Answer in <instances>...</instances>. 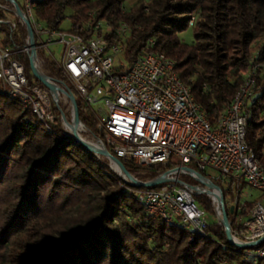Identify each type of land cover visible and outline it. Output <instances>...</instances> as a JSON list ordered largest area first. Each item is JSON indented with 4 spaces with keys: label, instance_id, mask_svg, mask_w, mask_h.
Instances as JSON below:
<instances>
[{
    "label": "trees",
    "instance_id": "trees-1",
    "mask_svg": "<svg viewBox=\"0 0 264 264\" xmlns=\"http://www.w3.org/2000/svg\"><path fill=\"white\" fill-rule=\"evenodd\" d=\"M123 2L37 0L32 10L50 29L85 36L91 32L85 30L89 20L103 21L109 31L102 34L114 40L126 22L131 27L123 51L128 67L146 51L173 59L179 78L212 123L241 87L251 59L264 64V0H137L128 9ZM67 9L70 26L62 29ZM193 15V42L187 44L178 34ZM13 36L21 44L25 28L17 26ZM39 55L45 72L66 82L45 53ZM257 73L245 141L264 167V67ZM75 103L87 132H97L90 108L79 98ZM122 164L143 180L163 169ZM106 172L114 173L107 160L58 125L48 132L29 109L0 92V264H248L243 248L228 241L222 226L209 224L199 235L170 225L144 210L132 184ZM246 186L239 182L227 189L233 198ZM227 216L233 223L235 213Z\"/></svg>",
    "mask_w": 264,
    "mask_h": 264
},
{
    "label": "built area",
    "instance_id": "built-area-1",
    "mask_svg": "<svg viewBox=\"0 0 264 264\" xmlns=\"http://www.w3.org/2000/svg\"><path fill=\"white\" fill-rule=\"evenodd\" d=\"M5 1L9 6L0 2V13H14L25 36L17 44L13 36L16 22L0 17L1 93L18 100L23 110L29 109L48 132L58 125L67 135H77L92 155L106 159L113 171L116 161L112 157L138 166L161 165L162 171L152 179L123 178L132 184L135 199L148 214L184 231L205 235L210 223L197 200L202 196L217 216L214 223L223 230L222 209L229 212L232 208L233 223L228 220L235 241L252 243L264 238V167L245 141L247 107L254 99L258 69L264 64L251 59L241 87L212 123L190 87L179 78L174 60L163 53L146 51L127 70L114 73L115 67L124 66L119 55L131 33L126 22L120 23L114 40L102 34L103 26L109 31L103 21L91 19L85 24V30L91 32L85 36L44 26L33 14L37 0H22L21 4ZM194 22L193 15L189 26ZM154 42L150 38L148 45ZM53 45L60 49L49 50ZM46 49L45 55L67 83L45 72L39 52ZM71 95L84 102L96 118L97 134H90L92 140L87 141L97 148L82 139L86 138L81 132L87 129L79 119L74 121ZM260 115L264 118V109ZM207 168L217 174L208 173ZM160 177L164 182L156 187H137ZM239 182L258 190L261 197L248 206V201L240 200L241 190L233 198L229 194L225 202L222 185ZM243 257L248 264L264 261V240L243 248Z\"/></svg>",
    "mask_w": 264,
    "mask_h": 264
},
{
    "label": "rangeland",
    "instance_id": "rangeland-1",
    "mask_svg": "<svg viewBox=\"0 0 264 264\" xmlns=\"http://www.w3.org/2000/svg\"><path fill=\"white\" fill-rule=\"evenodd\" d=\"M16 1L19 4H21V2H22V0H16ZM135 1L136 0H124V2L122 4V7L124 9H128L133 4V2H135ZM0 2L3 3L5 5V7H8L9 6V4L5 0H0ZM65 14H66L65 15V19L60 24V28H62V29H68L69 26H70L69 15L71 14V10L70 9H67ZM0 17L13 19L16 22L17 26L18 27L20 26V24L18 22V17L15 16V14L12 13V12H10L9 10H5V11L1 12L0 13ZM102 28L104 30L105 29V26H103ZM178 36L181 39V41H183L184 43H187V44L192 43L193 42V30H192V27L191 26L187 27V29H185L184 31L180 32L178 34ZM59 49H60V45H53V46H50L49 47V50H51V51H57ZM46 52H47V49L44 50V53L45 54H46ZM41 53H42V51L39 52V54H41ZM119 58L121 59L123 65H124V68H127L128 67V63L123 59V53L119 55ZM26 66H27V70H28L29 69V66L27 64H26ZM98 106H99V104L96 105V106L94 105L93 108L96 109ZM81 134L86 139H89L90 138L89 140H92L91 139V135L87 131H82ZM93 134L95 135L97 133L94 132ZM104 160H106V159H104ZM113 172L114 173H110V172H106V173L109 174V175L110 174H115V175L119 176L115 171H113ZM207 172L210 173V174H212V175H216L217 174V171L214 170V169H212V168H207ZM131 175L134 176V177H136L138 180L145 181V180H143L142 178H140L137 175H134V174H131ZM121 187H123L125 190H127V187L125 185H121ZM222 189L224 190V196H225V202H226L229 199V194L231 193V191L228 190L227 189V185H224V184L222 185ZM259 196H260V193H259L258 190L246 186L242 190V194H241V199L240 200L242 202L243 201H252V200L257 199V198L259 199ZM200 199L202 200L203 205H204V206L203 205H201V206H202V208L205 211V215H206L207 222L210 223V224L216 222L217 216H216L215 212L213 211V208H212L209 200L207 198H205V197H202V196H201Z\"/></svg>",
    "mask_w": 264,
    "mask_h": 264
},
{
    "label": "water",
    "instance_id": "water-1",
    "mask_svg": "<svg viewBox=\"0 0 264 264\" xmlns=\"http://www.w3.org/2000/svg\"><path fill=\"white\" fill-rule=\"evenodd\" d=\"M20 11V14H22V11ZM29 27V25H28ZM31 32V30H30ZM39 79H41L40 77H38ZM42 80V79H41ZM43 81V80H42ZM44 82V81H43ZM47 86L51 87L49 84H47L46 82H44ZM70 100L74 103V106H75V115H74V121L75 123L78 122V114H77V108H76V103H75V99L74 97L71 95L70 96ZM75 138L77 141H79L82 145H84L85 147H87L89 149V146L87 145L86 142L82 141L81 139H79V137L77 135H75ZM112 159L114 161H116L118 163V165H120L122 171L124 172L125 176L127 178H132L131 177V174L124 168L123 164L119 161H117L115 158L112 157ZM164 182V179L162 177H160L158 180L156 181H148V182H144L142 183L141 185H143L144 187H155L156 185L160 184ZM232 212V208L229 209V213ZM221 222H222V225L224 226V232H225V235L228 239L229 242H231L232 244L238 246V247H242V248H245V247H250V246H254V245H257L258 243L262 242L264 240V238H260L252 243H240V242H237L235 241L231 235H230V231H229V228H230V222L228 220V216H227V211L223 208L222 209V219H221Z\"/></svg>",
    "mask_w": 264,
    "mask_h": 264
},
{
    "label": "bare ground",
    "instance_id": "bare-ground-1",
    "mask_svg": "<svg viewBox=\"0 0 264 264\" xmlns=\"http://www.w3.org/2000/svg\"><path fill=\"white\" fill-rule=\"evenodd\" d=\"M82 138V136H80ZM83 140L87 141V139L82 138ZM91 146H93L94 148H97L96 144H92L90 141H87ZM112 168L114 169V171L122 178L126 179V176L124 174V172L122 171L120 165H118V163L113 162L112 163Z\"/></svg>",
    "mask_w": 264,
    "mask_h": 264
},
{
    "label": "crops",
    "instance_id": "crops-1",
    "mask_svg": "<svg viewBox=\"0 0 264 264\" xmlns=\"http://www.w3.org/2000/svg\"><path fill=\"white\" fill-rule=\"evenodd\" d=\"M136 1H137V0H136ZM136 1H135V2H136ZM131 2H132V1H131ZM133 3H134V2H133Z\"/></svg>",
    "mask_w": 264,
    "mask_h": 264
}]
</instances>
